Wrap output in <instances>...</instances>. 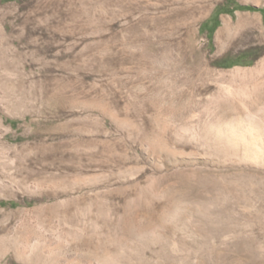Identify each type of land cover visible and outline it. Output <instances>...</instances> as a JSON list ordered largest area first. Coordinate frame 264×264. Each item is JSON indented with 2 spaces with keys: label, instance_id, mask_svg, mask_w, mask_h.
<instances>
[{
  "label": "rangeland",
  "instance_id": "374dc122",
  "mask_svg": "<svg viewBox=\"0 0 264 264\" xmlns=\"http://www.w3.org/2000/svg\"><path fill=\"white\" fill-rule=\"evenodd\" d=\"M0 264H264V0H0Z\"/></svg>",
  "mask_w": 264,
  "mask_h": 264
}]
</instances>
